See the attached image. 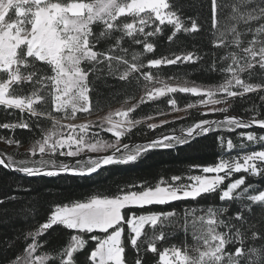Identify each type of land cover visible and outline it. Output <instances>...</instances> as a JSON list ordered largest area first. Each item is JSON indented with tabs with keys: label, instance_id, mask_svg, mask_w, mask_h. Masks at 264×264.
Instances as JSON below:
<instances>
[{
	"label": "snow or ice",
	"instance_id": "1",
	"mask_svg": "<svg viewBox=\"0 0 264 264\" xmlns=\"http://www.w3.org/2000/svg\"><path fill=\"white\" fill-rule=\"evenodd\" d=\"M204 7L203 0H0V107L19 113L0 129L32 134L24 153L0 151V167L25 178L91 179L153 151L178 152L201 140L212 139L222 151L216 162L193 164L186 175L127 181L111 193L55 205L37 227L0 241V251L13 252L0 264H148V254L155 264H264V188L253 183L264 181V134L256 131H264V0H207V16L186 15ZM165 29L170 44L206 31L213 51L203 70L219 80L190 84L186 72L161 77L162 67H203L209 55L179 43L178 51L149 55ZM97 82L110 87V95H102ZM176 93L199 99L180 108ZM245 97L250 106L230 115ZM161 98L172 111H207L179 134L164 129L184 117L148 122L168 115L159 109L137 117L142 106ZM105 108L110 110L97 120L79 122ZM135 135L144 139L136 142ZM0 140L22 146L13 136ZM252 145L260 147L250 150ZM233 150L236 155H229ZM15 190L31 191L20 185ZM19 199L0 198V215L9 217L7 205ZM201 199L221 203L201 206ZM12 214L34 218L36 208L22 206ZM54 225L72 234L64 246L48 250L42 237ZM177 226L186 235L191 230V245L169 244L168 229ZM17 243L23 247L14 252Z\"/></svg>",
	"mask_w": 264,
	"mask_h": 264
},
{
	"label": "trees",
	"instance_id": "2",
	"mask_svg": "<svg viewBox=\"0 0 264 264\" xmlns=\"http://www.w3.org/2000/svg\"><path fill=\"white\" fill-rule=\"evenodd\" d=\"M200 2L201 0H195V3L197 4ZM203 3L205 5L204 8H189L186 15H192L193 12H198L202 16H207V0H203ZM167 34L168 30L165 29V34L156 38V52L149 55L159 57L160 55L168 54L170 51H178V43L183 45L186 50H192L193 45H196L199 50H202L209 55L205 56L204 60L201 62L203 67L198 65L162 67L160 70L161 77L167 80L168 76L173 73L183 74L186 72L187 75L184 79L188 80L190 84L195 83L196 85H207L213 84L219 80V75L217 73H209L203 70V68H206L210 63L212 58L211 53L213 51L209 43L210 36L206 31L202 30L200 34L193 36L187 34L181 35L179 41L171 44L166 40ZM215 51L219 55L222 50ZM169 82L173 84H183V80H172ZM114 83L115 82L112 80L107 82L108 85ZM97 87L104 96H108L112 92V89L104 83L97 82ZM134 95L138 98L139 93L137 92ZM173 95L177 98L178 107L180 108H184L187 103H195L199 99V97L191 94L176 93ZM249 96L254 101L257 99L256 94H249ZM130 103H136V99L130 100ZM120 106V104H112L111 108L114 109ZM249 106L248 97H245L243 101H237L234 103L233 109H230L229 114H240ZM157 109L162 110L165 113L172 112L171 107L166 103V98H161L156 102L142 106L136 115L138 118L145 115L155 116ZM109 110V108H105L103 111L97 112L91 117L100 115ZM201 112H204L203 109L197 107L188 109L184 116H182L185 119L175 120L174 123L166 125L164 130L175 128L177 129V133H179L180 127L191 122L192 119H198V114ZM18 116L19 113L8 115L4 109L0 107V123L13 121ZM82 116L83 115H81V117ZM207 118L217 117L209 116ZM144 127L143 124L140 126V128ZM161 130L162 129H157L156 132L159 133ZM256 131L258 134H264V131L262 130L256 129ZM148 135H153V133L149 132ZM0 136H13L16 139H20L22 143V146L19 148H17L16 145H10L11 150L9 152H7V149L0 146V151L5 154H12L17 151L24 153L30 147L32 142V134L27 130L22 129H17L15 133L10 132L9 130L0 129ZM143 139L144 137L140 135L133 136V140L136 142H141ZM233 140L234 143H236L238 137L233 136ZM0 142L5 143L3 140H0ZM259 147V145H252L250 146V150H258ZM237 151L238 150H233L229 155H236ZM221 154L222 151L214 145L213 140L206 139L201 140L199 144H195L192 148H185L178 152L170 150L153 151L136 164L113 166L110 170L103 171L101 175L94 176L91 179L72 178L70 176L25 178L20 173L10 172L0 167V198L6 195H16L20 197L18 201H13L11 204L7 205L10 213L9 217H3L0 215V241H3L6 237L12 238L17 236L23 230L37 227L39 223H43L47 219L50 210H52L57 204H66L77 200H84L90 195L97 193L108 194L115 191L117 185L127 181L147 180L150 183H155L161 177L168 179L173 175H186L193 164H212L217 161L218 155ZM191 174L201 173L192 172ZM253 183L257 188H264V181H261L258 178H254ZM18 185L23 186L24 188H30L31 191H16L15 189ZM214 202L221 203L219 201L201 199L200 205L208 206ZM188 203H192L193 206H196L195 202ZM180 205L181 202H176L177 207ZM22 206H35L36 214L34 218H16V216L12 214L13 210ZM168 231L172 232V235L169 237V244H180L184 241L191 245L194 242L191 236V230H189L187 235L179 226L170 228ZM71 234L72 233L62 226L54 225L49 229L48 233L42 237V239L48 241V244L46 245L48 250H57L67 243ZM94 243L95 242H90L88 248L93 247ZM2 247L3 246L0 245V249H2ZM22 247L23 245L21 243H17L14 252H19ZM85 251H87V249ZM11 255H13V252L4 253L3 251H0V261H3L7 256ZM81 258H83V254H81ZM155 259L156 257H154L153 254H148V264H155Z\"/></svg>",
	"mask_w": 264,
	"mask_h": 264
},
{
	"label": "rangeland",
	"instance_id": "3",
	"mask_svg": "<svg viewBox=\"0 0 264 264\" xmlns=\"http://www.w3.org/2000/svg\"><path fill=\"white\" fill-rule=\"evenodd\" d=\"M116 108H119V107H116ZM197 108H201V109H203L204 112L207 111V109H206L205 107H203V106H198ZM114 109H115V108H114ZM107 112H108V111H107ZM107 112L102 113V114L97 115V116H94V117H84V116L81 117V116H80V121H79V122H83L85 119H90V120L95 121V120H97L99 117H102V116L106 115ZM185 112H186V111H172V112L168 113V115H166V116L158 117L157 119H154V120H152V121H148V122H155V123H158V122H159V119L174 120L176 117H182V116H184ZM64 122L67 123V122H69V121H64ZM0 146L3 147V148H5V149H7V150H8V151L6 150L7 152H9V151L11 150V146L8 145V144H5V143H3V142H0ZM201 174H202V173H201Z\"/></svg>",
	"mask_w": 264,
	"mask_h": 264
},
{
	"label": "water",
	"instance_id": "4",
	"mask_svg": "<svg viewBox=\"0 0 264 264\" xmlns=\"http://www.w3.org/2000/svg\"><path fill=\"white\" fill-rule=\"evenodd\" d=\"M177 134H179V133H177Z\"/></svg>",
	"mask_w": 264,
	"mask_h": 264
}]
</instances>
